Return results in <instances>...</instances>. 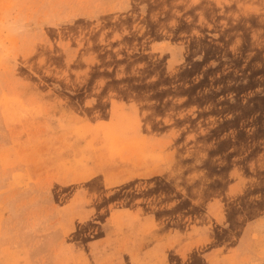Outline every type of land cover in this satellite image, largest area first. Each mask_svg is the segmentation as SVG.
I'll return each instance as SVG.
<instances>
[{
  "label": "rangeland",
  "instance_id": "374dc122",
  "mask_svg": "<svg viewBox=\"0 0 264 264\" xmlns=\"http://www.w3.org/2000/svg\"><path fill=\"white\" fill-rule=\"evenodd\" d=\"M0 264H264V0H0Z\"/></svg>",
  "mask_w": 264,
  "mask_h": 264
}]
</instances>
